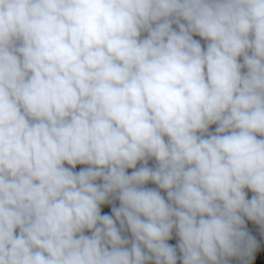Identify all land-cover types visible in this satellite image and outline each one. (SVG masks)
Masks as SVG:
<instances>
[{
	"label": "clouds",
	"instance_id": "1",
	"mask_svg": "<svg viewBox=\"0 0 264 264\" xmlns=\"http://www.w3.org/2000/svg\"><path fill=\"white\" fill-rule=\"evenodd\" d=\"M232 258L264 264V0H0V264Z\"/></svg>",
	"mask_w": 264,
	"mask_h": 264
},
{
	"label": "trees",
	"instance_id": "2",
	"mask_svg": "<svg viewBox=\"0 0 264 264\" xmlns=\"http://www.w3.org/2000/svg\"><path fill=\"white\" fill-rule=\"evenodd\" d=\"M153 163H154V161H151V160L149 161V165L150 166ZM81 167H84V166L83 165H77V169L76 170H79V168H81ZM128 171L130 172L131 169H129ZM147 186L148 187H155V185L152 184L151 182H149V184ZM246 192L248 194V198H251V196L253 195V193L250 190H247V189H246ZM162 194H164V193L162 192ZM116 203H118V202H116ZM102 212H110L109 206H107V205L102 206ZM245 219H246V227L249 229V231L254 236H257V238L260 239V229H259V226L258 225H255L254 222L248 221L247 218H245ZM176 240H177V237L175 236V232H173V237L168 242L170 244L175 245ZM178 255H179V253H178ZM178 264H179V260H178ZM232 264H238V261L235 258H232ZM253 264H254V262H253Z\"/></svg>",
	"mask_w": 264,
	"mask_h": 264
}]
</instances>
